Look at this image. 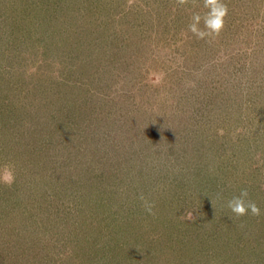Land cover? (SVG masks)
Here are the masks:
<instances>
[{
    "label": "rangeland",
    "instance_id": "obj_1",
    "mask_svg": "<svg viewBox=\"0 0 264 264\" xmlns=\"http://www.w3.org/2000/svg\"><path fill=\"white\" fill-rule=\"evenodd\" d=\"M224 3L0 0V264H264V0Z\"/></svg>",
    "mask_w": 264,
    "mask_h": 264
},
{
    "label": "clouds",
    "instance_id": "obj_2",
    "mask_svg": "<svg viewBox=\"0 0 264 264\" xmlns=\"http://www.w3.org/2000/svg\"><path fill=\"white\" fill-rule=\"evenodd\" d=\"M189 3V0H177V4L184 6ZM203 7L207 9L203 15L199 12L193 13L190 23L188 24V31H190L197 39H206L208 37L218 36L223 30L226 22V17L229 13V8L224 0H203ZM203 21V28L200 27ZM15 180L13 169L4 165L0 169V182L11 186ZM144 200V197H140ZM144 207L150 214L153 213L154 205L144 202ZM226 207L233 214L231 218L235 219L251 214L253 216H260L261 209L258 204L249 199V190L243 188L240 190L239 195H235L227 201Z\"/></svg>",
    "mask_w": 264,
    "mask_h": 264
}]
</instances>
